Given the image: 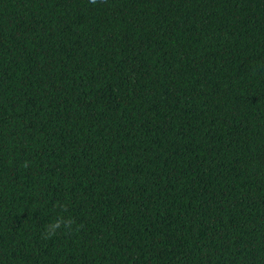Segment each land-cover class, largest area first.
Segmentation results:
<instances>
[{"label":"trees","instance_id":"16d2710c","mask_svg":"<svg viewBox=\"0 0 264 264\" xmlns=\"http://www.w3.org/2000/svg\"><path fill=\"white\" fill-rule=\"evenodd\" d=\"M0 264H264V0H0Z\"/></svg>","mask_w":264,"mask_h":264},{"label":"clouds","instance_id":"9594fccd","mask_svg":"<svg viewBox=\"0 0 264 264\" xmlns=\"http://www.w3.org/2000/svg\"><path fill=\"white\" fill-rule=\"evenodd\" d=\"M89 2L94 4L97 0H89ZM25 166H27V164H25ZM75 226V221L71 217H66L62 214L57 215L54 220L44 225L41 235L44 239H51L60 231L74 230Z\"/></svg>","mask_w":264,"mask_h":264}]
</instances>
